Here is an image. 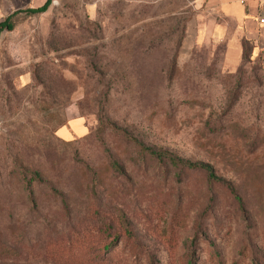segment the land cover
<instances>
[{"label":"rangeland","instance_id":"obj_1","mask_svg":"<svg viewBox=\"0 0 264 264\" xmlns=\"http://www.w3.org/2000/svg\"><path fill=\"white\" fill-rule=\"evenodd\" d=\"M44 1L0 0V19ZM220 5L49 0L12 14L0 264H264V31L246 39Z\"/></svg>","mask_w":264,"mask_h":264},{"label":"crops","instance_id":"obj_2","mask_svg":"<svg viewBox=\"0 0 264 264\" xmlns=\"http://www.w3.org/2000/svg\"><path fill=\"white\" fill-rule=\"evenodd\" d=\"M221 12L242 24L246 39L256 42L258 29L264 31L255 19L257 13L264 15V0H221ZM264 35H262V40Z\"/></svg>","mask_w":264,"mask_h":264},{"label":"trees","instance_id":"obj_3","mask_svg":"<svg viewBox=\"0 0 264 264\" xmlns=\"http://www.w3.org/2000/svg\"><path fill=\"white\" fill-rule=\"evenodd\" d=\"M48 1L49 0H45L43 3H41V4L37 5V6L26 7L24 9H17V10H14L13 12L7 14L5 17H3L2 19H0V30L2 28H11L12 27L13 20L11 19V16H12L13 13H15L17 11H20V10H23L25 12H38V11H42V10H44L47 7ZM133 141L132 142L134 144H136V146H138L139 150L147 151V153H149L151 155H154V156H156L158 158H161L162 156H165L168 159L174 160V156L171 155V154H169V153H167L166 151H163V150H160V151L154 150L153 148H151L149 146H146V145L141 144L136 139H133ZM184 163L187 164V165H190V166L203 167L204 169L207 170L209 176L218 179V177L212 173V170L210 169V167L207 166V165H205V164H201V163H198V162H189V161H186ZM250 260L251 261L253 260V263L252 264H257L256 262H254L255 260L253 258H251Z\"/></svg>","mask_w":264,"mask_h":264},{"label":"built area","instance_id":"obj_4","mask_svg":"<svg viewBox=\"0 0 264 264\" xmlns=\"http://www.w3.org/2000/svg\"><path fill=\"white\" fill-rule=\"evenodd\" d=\"M255 19L259 25L264 27V15H262L261 13H257Z\"/></svg>","mask_w":264,"mask_h":264}]
</instances>
